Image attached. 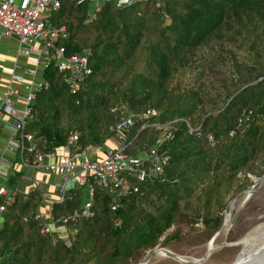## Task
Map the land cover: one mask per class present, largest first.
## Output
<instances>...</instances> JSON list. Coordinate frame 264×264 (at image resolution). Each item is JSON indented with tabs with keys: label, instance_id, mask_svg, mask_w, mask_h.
Here are the masks:
<instances>
[{
	"label": "trees",
	"instance_id": "obj_1",
	"mask_svg": "<svg viewBox=\"0 0 264 264\" xmlns=\"http://www.w3.org/2000/svg\"><path fill=\"white\" fill-rule=\"evenodd\" d=\"M49 23L66 31L52 52L88 51L91 73L72 94L55 61L46 67L26 118V161L56 154L72 135L73 153L103 149L128 118L126 152L156 148L168 161L151 179L130 178L118 200L90 177V216L84 187L56 199L52 215L66 222L69 244L41 232L43 192L20 193L11 175L12 200L0 198V264H138L158 246L178 252L217 233L230 199L264 175V0H136L97 12L66 0Z\"/></svg>",
	"mask_w": 264,
	"mask_h": 264
},
{
	"label": "built area",
	"instance_id": "obj_2",
	"mask_svg": "<svg viewBox=\"0 0 264 264\" xmlns=\"http://www.w3.org/2000/svg\"><path fill=\"white\" fill-rule=\"evenodd\" d=\"M66 0H0V40L18 38L15 67H18L22 59L29 64L23 75L13 73L6 85L0 84V128L7 130L9 142L6 150L13 154H19L22 161L25 151H32V136L25 135L26 118L31 113L32 102L35 93L44 84L41 75L51 61H55L59 71L66 74V83L72 94H76L86 77L91 73L89 68V52L70 58L65 56L63 48L54 52V42L65 34V29H54L49 19L58 13ZM86 2L93 7L94 12L100 11L104 5L113 4L117 8H124L136 0H75ZM157 112L150 110L146 116H156ZM133 120L123 119L116 125L115 131L118 144L108 149L102 157L93 158L90 155L91 148L82 153H73L72 147L78 140L77 135H72L67 145L63 148L64 155L57 157L55 154L39 155L35 168L59 175L63 179L59 201H63L65 190L68 186L79 185L84 187L86 201L82 216H90V208L94 195V188L90 184V177H96L103 185L111 184L116 192L118 200L123 191L127 190L130 178L138 182L151 179L161 172L168 161V157L160 155L158 149H150L142 155L135 156L126 152V136L124 130L131 127ZM155 126L159 127L158 124ZM172 138L169 132L163 138L157 140L156 146H160L165 140ZM30 142L31 148L26 150L22 140ZM112 140V139H111ZM110 140V141H111ZM28 163V162H27ZM29 164V163H28ZM0 161V176L5 183H0V198L12 200L9 189V173L4 169ZM36 184L34 189H39ZM33 189V190H34ZM16 190V188H15ZM43 199H45L43 197ZM44 201V200H43ZM53 202V201H52ZM54 203V202H53ZM52 203V204H53ZM52 204L46 208H39L38 217L43 221L42 233L55 232L69 244L66 222L54 220ZM117 205H114L113 209ZM4 210L0 206V218Z\"/></svg>",
	"mask_w": 264,
	"mask_h": 264
},
{
	"label": "crops",
	"instance_id": "obj_3",
	"mask_svg": "<svg viewBox=\"0 0 264 264\" xmlns=\"http://www.w3.org/2000/svg\"><path fill=\"white\" fill-rule=\"evenodd\" d=\"M19 43L16 39H1L0 40V84L6 85L13 73L23 75L29 64L25 60L19 61L18 67H15L14 60ZM10 133L0 128V161L4 164V169L8 171L9 175L18 174L19 181L15 187L17 191L22 194H28L33 190L36 184H40L39 190L43 192L44 202L49 207L58 197L62 190L63 183L62 177L56 174L48 173L35 168V166L23 162L19 154H13L6 150L9 142ZM118 144L117 139H112L107 143V146L101 148H91L90 155L93 158L102 157L105 152L116 147ZM65 153L63 149L59 150L55 155L57 157L63 156ZM10 178V177H9ZM5 179L0 176V183H5ZM71 186L65 190L67 192ZM53 201V202H52ZM46 207V209H47Z\"/></svg>",
	"mask_w": 264,
	"mask_h": 264
},
{
	"label": "rangeland",
	"instance_id": "obj_4",
	"mask_svg": "<svg viewBox=\"0 0 264 264\" xmlns=\"http://www.w3.org/2000/svg\"><path fill=\"white\" fill-rule=\"evenodd\" d=\"M254 179H258V178L254 177L253 181ZM242 193L233 196L229 201L230 203L233 199L237 197V200L232 205V212H231L232 219H234V217L237 215V213L241 208L243 199L245 197V195ZM224 219H225V213H224ZM222 229H223V225L218 232H221ZM256 229H258V231H260L261 234L264 235V184H262L258 188V190L251 197L249 202L245 205L244 209L239 214L236 225L235 227L232 228L233 238L231 241L232 242L238 241L242 237V235L243 237L246 235V237L244 238L245 240L249 238L250 233L254 232ZM223 234L224 233H221L217 237V239L215 240V244H221L225 241L224 238H226V235ZM214 235L204 238H198V239L196 238V241L194 237H191L188 243L184 244L183 246L177 249L178 252L173 251L170 247L163 248L158 246L157 248L160 247L162 249L170 250L179 256L201 258L207 250L206 248L208 244L207 241H209ZM242 247H243V242H242ZM242 247L227 246L219 250L218 252L214 253L212 257L205 264H232L233 261L237 259L239 253L242 250ZM148 264H180V263L168 257H155Z\"/></svg>",
	"mask_w": 264,
	"mask_h": 264
},
{
	"label": "bare ground",
	"instance_id": "obj_5",
	"mask_svg": "<svg viewBox=\"0 0 264 264\" xmlns=\"http://www.w3.org/2000/svg\"><path fill=\"white\" fill-rule=\"evenodd\" d=\"M244 195L245 197L243 199L241 208L239 212L237 213V215L234 217V219H232V214H231L232 206H231L230 213L225 215V223H224L222 231L219 232L214 237H212V239L208 242L206 246L207 250L201 258L180 256L177 259H174L169 250H166V249L164 250L162 248L157 249V251L153 255V258L168 257V258L174 259L180 264H205L212 257V255L218 252L219 250L227 246H236V247L241 246L242 247V242H243L242 250L239 253L237 259L233 261L232 264H264V235H262L261 232L258 231V229L250 233L249 238L245 240L244 238L246 237V235L242 239L236 242L227 241L229 232L232 230V228L236 224L238 216L241 213V211L244 209L246 205V201L248 200L249 194L244 193ZM221 233H224L226 235V238H224L225 241L221 244H215V240Z\"/></svg>",
	"mask_w": 264,
	"mask_h": 264
},
{
	"label": "water",
	"instance_id": "obj_6",
	"mask_svg": "<svg viewBox=\"0 0 264 264\" xmlns=\"http://www.w3.org/2000/svg\"><path fill=\"white\" fill-rule=\"evenodd\" d=\"M14 39L18 40L17 37H14ZM34 103V101L32 102V104ZM23 146L25 147L26 150H29L31 148V144L28 140L23 139L22 140ZM264 184V175L258 179H254L253 181V185L251 187H249L247 190H245L242 194L244 193H248V200L246 201V204L249 202V200L251 199V197L255 194V192L258 190V188ZM237 200V197L235 199H233L226 207L225 209V215L230 213L231 210V206L234 203V201ZM224 223H225V219H224ZM223 223V226H224ZM219 232H217L215 235H217ZM214 235V236H215ZM213 236V237H214ZM158 248H156L153 253L149 254L148 256H146L142 261H140L138 264H148L152 259H153V255L154 253L157 251ZM165 250V249H164ZM167 250V249H166ZM170 251V250H169ZM171 255L173 256L174 259H177L178 257H180L179 255H177L176 253L170 251Z\"/></svg>",
	"mask_w": 264,
	"mask_h": 264
}]
</instances>
